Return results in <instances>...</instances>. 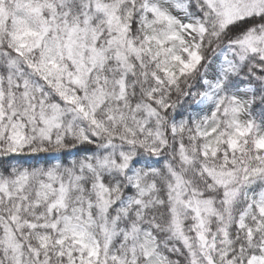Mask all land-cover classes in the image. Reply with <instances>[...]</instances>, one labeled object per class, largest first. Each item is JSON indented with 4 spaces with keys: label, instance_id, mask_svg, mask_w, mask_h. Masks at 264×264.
<instances>
[{
    "label": "snow or ice",
    "instance_id": "obj_1",
    "mask_svg": "<svg viewBox=\"0 0 264 264\" xmlns=\"http://www.w3.org/2000/svg\"><path fill=\"white\" fill-rule=\"evenodd\" d=\"M0 264H264V0H0Z\"/></svg>",
    "mask_w": 264,
    "mask_h": 264
}]
</instances>
